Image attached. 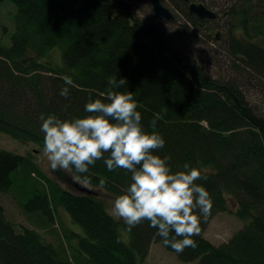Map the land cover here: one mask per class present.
I'll use <instances>...</instances> for the list:
<instances>
[{"label":"trees","instance_id":"16d2710c","mask_svg":"<svg viewBox=\"0 0 264 264\" xmlns=\"http://www.w3.org/2000/svg\"><path fill=\"white\" fill-rule=\"evenodd\" d=\"M8 1L17 14L10 45L0 43V133L42 149V113L61 119L88 115L84 106L90 95L100 98L110 78H126L120 91L133 92L145 129L165 139L158 154L171 158L173 171L187 162L206 174L207 180L197 183L210 193L213 208L201 223V234L193 237L198 246L177 254L163 245L148 221L129 232L94 193L99 180L105 179L100 191L113 197L121 194L130 183L124 170L109 172L103 161H97L87 173L93 194L81 192L78 183L81 193H75L48 181L29 157L0 151V193L10 190L12 175L19 170L43 179L34 198L21 204L38 224L35 228L59 222L60 208L82 228V232L63 228L64 243L54 245L36 229L18 231L0 205V264H148L154 242L187 263L264 264V110L250 103L241 86L209 74L161 26L145 22L127 0ZM170 1L181 12L173 13V22L185 20L187 31H199L209 22L191 15L189 3ZM234 7L225 13L236 17ZM244 12L248 21L258 13L255 26L247 25L245 18V34L231 37L227 49L235 71L249 84H261L264 44L254 37H264V0ZM65 75L75 84L67 99L59 95ZM153 119L155 129L149 127ZM43 185L48 189L41 190ZM229 200L236 204L234 212ZM226 211L236 215L243 228L215 246L204 233L214 215Z\"/></svg>","mask_w":264,"mask_h":264},{"label":"clouds","instance_id":"9594fccd","mask_svg":"<svg viewBox=\"0 0 264 264\" xmlns=\"http://www.w3.org/2000/svg\"><path fill=\"white\" fill-rule=\"evenodd\" d=\"M64 81L59 95L67 99L75 87L71 77ZM108 90L100 98L88 97L84 111L88 115L61 119L41 114L42 158L51 170L76 173L72 179L82 188L92 190L87 173L90 166L103 161L109 172L122 169L130 174V183L110 201L109 215L122 221L130 232L144 221L157 230L165 247L177 254L195 249L193 239L201 234V223L211 215L213 201L200 180H207L198 167L184 163L173 171L169 156L159 155L165 139L148 131L131 91H120L126 78H110ZM157 119L150 121L155 129ZM100 179L98 188H105Z\"/></svg>","mask_w":264,"mask_h":264},{"label":"rangeland","instance_id":"374dc122","mask_svg":"<svg viewBox=\"0 0 264 264\" xmlns=\"http://www.w3.org/2000/svg\"><path fill=\"white\" fill-rule=\"evenodd\" d=\"M127 1L133 4V7L138 11L145 22L155 23L161 26V28L177 42L181 51L200 63L209 74L218 79L237 82L243 89L250 103L264 110V82L260 84L258 81H255L249 84L246 78L235 71V66L233 65L235 60L227 49L231 37L242 38L245 34L243 27L246 28L244 21L247 14L244 11H249L251 5L256 7L257 4L261 3V0H193L192 2L203 4L207 9L215 13L216 18L207 19L209 22L206 23V26L200 27L199 31L196 30L191 32L190 30L187 31L184 27L186 22L183 19L177 22H169L158 18L153 12L150 0ZM162 2L175 15L179 16L181 12L173 6L174 4L170 0H162ZM234 5V10L236 9V17L238 19H235V16L232 17V14L229 12L225 13V11H229ZM16 14L17 10L10 1L6 0L0 2V43L2 45H10V38L15 29L14 20ZM257 14L258 13L253 12L251 16H249V21L246 18L247 25L250 24V26H255ZM254 41L264 44V37H254ZM0 151H9L17 155L29 157L32 159L35 166H38L39 170L48 181L58 183L67 191L81 193L78 190L79 186H75L71 173L60 169L55 171L51 170L47 161L42 158V149H39L35 144H24L6 134L0 133ZM12 181L13 184L10 190L7 193H0V205L4 208L7 219L16 225L18 231H21L23 227L36 229L48 242H52L54 245L63 241V228L82 232V228L77 223L73 222L70 215L61 208L57 210V215L62 223L56 220V222L53 221L51 226L48 225V227H50L47 229H42L40 227L35 228L38 224L32 223L33 219L28 217L21 204L28 203L30 199L34 198V195L37 193L36 189L40 188L39 181L43 183V179L37 174L36 177L33 175L31 177L27 175L25 170H19L12 175ZM45 185H43L44 187L42 186L43 188L41 190L45 188L46 190L48 189V185ZM94 191L104 202L108 211L110 208V201L115 197L106 195L99 189H95ZM228 206L229 210L232 212L235 211L236 204L233 200L228 201ZM232 212H217L208 224L204 236L213 245L219 246L229 241L234 234L243 228V222ZM52 213L54 217L57 218L54 210H52ZM45 217L46 218H43L44 221L49 222L48 217ZM44 223L45 222H41L40 226H43ZM78 258L82 259L80 255ZM147 263L197 264V262L187 263L181 261L176 253L168 251L162 244L155 242L150 246Z\"/></svg>","mask_w":264,"mask_h":264},{"label":"water","instance_id":"95a60500","mask_svg":"<svg viewBox=\"0 0 264 264\" xmlns=\"http://www.w3.org/2000/svg\"><path fill=\"white\" fill-rule=\"evenodd\" d=\"M185 3L189 4V10L191 15H196L201 20H207V19H215L216 14L213 13L211 10L207 9L203 4H198L192 2L193 0H183ZM150 4L152 6L154 14L160 18L164 19L166 21H174L175 16L173 15V12L168 9L161 0H150ZM218 38V37H217ZM77 187L78 184H75ZM81 192H85L87 194H93L94 191H89L87 189L81 188ZM95 193V192H94ZM96 194V193H95Z\"/></svg>","mask_w":264,"mask_h":264}]
</instances>
